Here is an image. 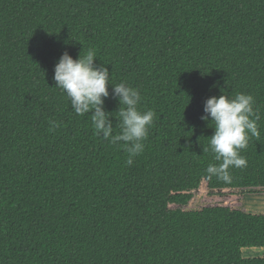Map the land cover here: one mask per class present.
Wrapping results in <instances>:
<instances>
[{
  "label": "trees",
  "instance_id": "trees-1",
  "mask_svg": "<svg viewBox=\"0 0 264 264\" xmlns=\"http://www.w3.org/2000/svg\"><path fill=\"white\" fill-rule=\"evenodd\" d=\"M88 49L154 113L131 165L52 78ZM223 93L261 117L230 182L206 171L201 119ZM247 195L264 197V0H0V264H264L243 254L264 250Z\"/></svg>",
  "mask_w": 264,
  "mask_h": 264
},
{
  "label": "clouds",
  "instance_id": "clouds-1",
  "mask_svg": "<svg viewBox=\"0 0 264 264\" xmlns=\"http://www.w3.org/2000/svg\"><path fill=\"white\" fill-rule=\"evenodd\" d=\"M96 53L88 49L85 55L73 58L67 51L63 52L54 65L53 80L70 101L71 108L77 115L89 114L97 136L116 145L123 142L128 154L127 164L144 151L143 141L149 134L154 121L152 110L141 111V93L134 87L121 82L112 85L109 70L103 64L94 63ZM111 95L119 103L117 110L120 132L113 134L111 112L104 107L105 98ZM202 120L211 122L214 132L209 139L211 152L219 164H209L207 173L230 182V167L243 168L247 164L241 155L242 149L248 145L249 138L259 137L258 121L260 114L255 108V100L251 94L238 93L228 96H210L204 102ZM50 131L59 127L58 122L49 121ZM260 251V250H259Z\"/></svg>",
  "mask_w": 264,
  "mask_h": 264
},
{
  "label": "rangeland",
  "instance_id": "rangeland-1",
  "mask_svg": "<svg viewBox=\"0 0 264 264\" xmlns=\"http://www.w3.org/2000/svg\"><path fill=\"white\" fill-rule=\"evenodd\" d=\"M264 197H259V196H252V195H247L244 200V204L246 207H252L257 210H264ZM191 206L194 208L199 207V203L197 201H194L191 203ZM243 254L245 256H254V255H259V254H264V250H255L252 248H245L243 249Z\"/></svg>",
  "mask_w": 264,
  "mask_h": 264
},
{
  "label": "crops",
  "instance_id": "crops-1",
  "mask_svg": "<svg viewBox=\"0 0 264 264\" xmlns=\"http://www.w3.org/2000/svg\"><path fill=\"white\" fill-rule=\"evenodd\" d=\"M264 199V198H263Z\"/></svg>",
  "mask_w": 264,
  "mask_h": 264
}]
</instances>
